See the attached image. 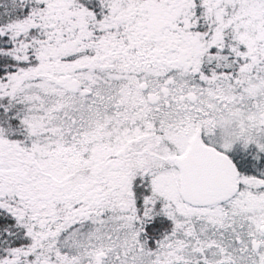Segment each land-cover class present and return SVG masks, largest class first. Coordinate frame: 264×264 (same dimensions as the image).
<instances>
[{"label": "snow or ice", "instance_id": "6c2138e0", "mask_svg": "<svg viewBox=\"0 0 264 264\" xmlns=\"http://www.w3.org/2000/svg\"><path fill=\"white\" fill-rule=\"evenodd\" d=\"M0 264H264V0H0Z\"/></svg>", "mask_w": 264, "mask_h": 264}]
</instances>
